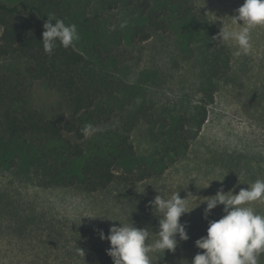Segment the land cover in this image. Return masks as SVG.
<instances>
[{"label":"rangeland","instance_id":"rangeland-1","mask_svg":"<svg viewBox=\"0 0 264 264\" xmlns=\"http://www.w3.org/2000/svg\"><path fill=\"white\" fill-rule=\"evenodd\" d=\"M19 1L0 3L13 6ZM59 1L62 18L77 25L74 47L85 52L96 78L108 89L101 107L114 112L117 126L131 128L134 157L120 165L116 175L146 167L153 176L141 183L118 179L96 193L55 185L49 171L65 159L59 156L65 140H74L11 139L0 128V264H113L106 251L110 242L100 239V230L107 236L111 226L131 222L148 228L154 240L160 214L151 201L178 191L181 198L188 197V208H194L180 218L189 239L177 235L174 252L150 256L152 264H191L204 251L195 241L207 235L208 221L224 215V206L218 205L205 219L206 204L199 201L221 188L238 194L257 179L264 180V27L252 29L250 51L236 56L234 41L221 44L212 37L223 24L236 27L231 16L244 0H191L195 11L190 21L138 44L129 40L134 17L123 4L115 6L117 0ZM124 20L127 26L121 28ZM226 52L231 73L216 81L200 133L184 154H171L165 136L170 127L163 122L171 125L181 115H196L204 100L206 64ZM0 65L21 66L15 58ZM22 104L47 120L58 122L61 115L70 120L63 98L43 82L28 80ZM88 141L81 144L86 147ZM245 206L264 215V203ZM259 264H264V254Z\"/></svg>","mask_w":264,"mask_h":264},{"label":"trees","instance_id":"trees-1","mask_svg":"<svg viewBox=\"0 0 264 264\" xmlns=\"http://www.w3.org/2000/svg\"><path fill=\"white\" fill-rule=\"evenodd\" d=\"M134 17L129 32L131 43H144L154 34H165L177 23L190 21L195 7L191 0H117ZM59 0H20L9 6L0 3V63L15 58L19 68L0 65V128L11 139L41 137L49 141L65 140L56 170L49 175L55 185L79 187L89 193L105 190L114 181L141 183L153 176L150 168L129 170L119 178L116 169L130 163L134 147L130 141L131 128L120 127L113 119L114 112L101 107V100L108 91L106 84L96 78L95 68L87 62L83 50L74 45H59L51 54L43 49V24L48 15L56 19L66 18L60 13ZM55 21H53L54 23ZM212 34H207V36ZM217 42L213 43L216 49ZM217 54L206 64L203 73L202 94L204 100L194 117L181 115L168 128L166 145L171 154H184L198 136L207 119V106L214 101L216 81L231 73V57L228 52ZM28 80L43 82L65 101L70 120L61 115L58 122L47 120L36 111L22 108ZM132 121V120H131ZM92 124L98 131L85 135L82 129ZM89 140L84 147L81 143ZM83 159L78 165L76 160Z\"/></svg>","mask_w":264,"mask_h":264},{"label":"clouds","instance_id":"clouds-1","mask_svg":"<svg viewBox=\"0 0 264 264\" xmlns=\"http://www.w3.org/2000/svg\"><path fill=\"white\" fill-rule=\"evenodd\" d=\"M234 12L236 14L231 16V22L236 27L230 29L223 24L218 36L212 39L219 40L221 44L234 41L237 45L234 55L240 56L251 49L252 29L264 27V0H244L243 5ZM47 17L41 40L46 53L51 54L57 42L69 48L79 40L76 24H65L53 14ZM126 26L127 20L122 21L120 27ZM95 131L98 129L92 124H86L82 129L85 135ZM203 198L199 202L206 204L205 219L218 205L224 206V215L219 220L208 221L207 235L195 241V246L204 251L198 252L191 264H259V258L264 254V215L245 205L256 201L264 203V180L257 179L238 194L232 191L224 193L221 188L214 196ZM151 204L160 214L156 239L150 240L148 228H137L131 222L111 226L107 236L100 230V239L110 242V248L106 251L113 264H152L150 254L175 251L177 235L180 240L189 239L186 224L180 222L183 214L194 209L188 208V197L181 198L179 191L167 199L160 194Z\"/></svg>","mask_w":264,"mask_h":264}]
</instances>
